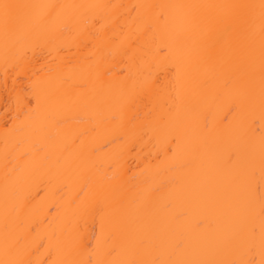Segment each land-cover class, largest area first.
<instances>
[{"label":"bare ground","instance_id":"obj_1","mask_svg":"<svg viewBox=\"0 0 264 264\" xmlns=\"http://www.w3.org/2000/svg\"><path fill=\"white\" fill-rule=\"evenodd\" d=\"M0 264H264V0H0Z\"/></svg>","mask_w":264,"mask_h":264},{"label":"snow or ice","instance_id":"obj_2","mask_svg":"<svg viewBox=\"0 0 264 264\" xmlns=\"http://www.w3.org/2000/svg\"><path fill=\"white\" fill-rule=\"evenodd\" d=\"M22 5H15L9 3L0 4V21H2L6 32L14 31L20 20V12ZM261 8L264 9V3L261 4ZM127 264H137L135 261L127 262ZM155 264V262H153Z\"/></svg>","mask_w":264,"mask_h":264}]
</instances>
